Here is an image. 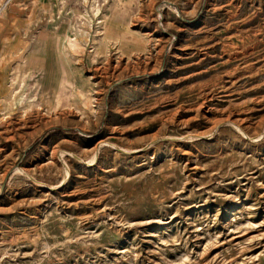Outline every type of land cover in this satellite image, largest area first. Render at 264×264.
<instances>
[{"label": "rangeland", "instance_id": "374dc122", "mask_svg": "<svg viewBox=\"0 0 264 264\" xmlns=\"http://www.w3.org/2000/svg\"><path fill=\"white\" fill-rule=\"evenodd\" d=\"M0 36L35 71L0 111V264H264V0H0Z\"/></svg>", "mask_w": 264, "mask_h": 264}, {"label": "bare ground", "instance_id": "6f19581e", "mask_svg": "<svg viewBox=\"0 0 264 264\" xmlns=\"http://www.w3.org/2000/svg\"><path fill=\"white\" fill-rule=\"evenodd\" d=\"M103 23H105V19H103ZM105 25L106 24H104V30L102 31L100 37L93 43L92 52L94 57L99 56L100 54H105L109 46L111 45L112 40L114 41V43L117 42V40L110 37V34L107 32L108 30L106 31ZM125 28L127 32H134L129 25H127ZM136 32L140 33L137 30ZM140 37L141 36H139L138 38ZM78 48L79 40L76 34L67 35L61 44V49L65 56H67L66 54L68 52L72 54ZM118 48H120L122 52L124 48L133 50V48L128 43L122 40L119 41ZM29 51V43L27 41L23 43L19 42L13 45H6L4 38H1L0 36V111H3L4 113L11 110V108L24 97L23 88L26 86V84H28L30 78L35 77V71L30 70L28 66H25L27 64ZM13 54H15L17 58L15 66L10 65L9 63L11 55ZM70 54L68 55L70 56ZM59 78L60 77L58 75L54 77V79H56L57 81H59ZM60 87L62 88V91L64 89L63 93L65 97H76L77 95H80L81 97H83V103L85 104V106L88 107L92 103L91 96L88 93L84 92V90L78 91L77 87H75L74 81L69 76H65V78L60 79ZM45 101L50 109H54L53 101L51 99L46 98ZM20 169L13 168V171L16 173L20 171ZM66 169L65 172H67Z\"/></svg>", "mask_w": 264, "mask_h": 264}]
</instances>
